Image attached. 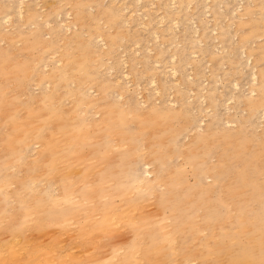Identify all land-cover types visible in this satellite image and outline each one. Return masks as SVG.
I'll return each mask as SVG.
<instances>
[{"label":"bare ground","instance_id":"bare-ground-1","mask_svg":"<svg viewBox=\"0 0 264 264\" xmlns=\"http://www.w3.org/2000/svg\"><path fill=\"white\" fill-rule=\"evenodd\" d=\"M158 2L159 21L152 13H136L148 6L151 10L154 0H52L44 15L31 2L0 0V40L8 42L0 47V264L264 262V129H254L259 113L264 117V0H241V5L233 0ZM66 4L74 15L69 24L61 17ZM240 7L243 11L236 13ZM207 12L215 20L217 34L203 17ZM239 14L248 18L237 20ZM225 17L231 18L234 30L223 23ZM51 21L44 33L42 25ZM189 21L196 23V38ZM3 23L10 24L13 32L5 33ZM24 24L35 28L28 32ZM142 25L148 36L141 33ZM175 25L184 27L182 43L168 53L152 35L172 45L177 36L168 34ZM72 26L78 30L68 36ZM257 38L261 41L253 47ZM215 39L228 53L215 52ZM197 42L202 45L197 47ZM134 44H143L154 54H141L140 71L131 56L128 75L135 84L143 77L155 85L157 81L163 100L146 112L129 92L127 107L117 104L112 94L126 92L125 85L119 83L120 75L114 80L106 75L107 71L122 75L121 66L128 62L123 63L119 49ZM196 48L202 57L193 59ZM55 54L50 65L48 57ZM203 57L212 63L213 80H220L221 65H229L223 73L226 90L230 82L238 87L252 83L250 91L258 95H236L235 105H245L248 115L235 118L240 122L235 130L215 131L207 123L183 148L181 137L188 129L194 132L204 118L186 102L193 84L200 92L198 99L204 98L202 104L206 100L214 110L211 120L222 121L214 89L203 90L202 81L207 79ZM170 59L173 63L168 64ZM167 68L180 88L165 81ZM33 83L41 86L38 94L31 90ZM91 88L99 98L90 94ZM172 88L177 109L167 103L172 101L174 91L166 98ZM228 95L223 101L232 97ZM147 98L151 101L152 95ZM67 100L73 105L69 109ZM93 107L101 112L97 120L89 116ZM244 121L251 122L249 138ZM116 143L125 147L116 150ZM37 147L42 151L35 157ZM180 156L191 166L192 184L176 165ZM150 172L165 191L149 183ZM207 177L216 182L207 183ZM152 197L158 217L150 210ZM121 229L130 230L129 241L115 240ZM203 230L210 234L202 236Z\"/></svg>","mask_w":264,"mask_h":264},{"label":"rangeland","instance_id":"rangeland-1","mask_svg":"<svg viewBox=\"0 0 264 264\" xmlns=\"http://www.w3.org/2000/svg\"><path fill=\"white\" fill-rule=\"evenodd\" d=\"M24 1V3L26 4L27 2H31L32 4H34V5H36V7H37V9H38V11H39V13L41 14V15H44V13H46V11L48 10V3L49 2H51L52 0H23ZM159 0H154V3H153V5L151 4V6H150V8H151V10H149V6L146 8H143L144 10H139V11H137L136 13L137 14H139V15H141L142 13H152L154 16H156V20H160L159 19V16H160V13H161V11H159V9H158V2ZM218 2H220L221 0H217ZM41 4H40V3ZM205 2H207V3H209L210 2V4H211V2H212V0H209V1H207V0H205ZM204 2V3H205ZM206 3V4H207ZM233 3L234 4H238V5H241V0H233ZM38 4H39V8H38ZM47 5V6H46ZM67 6H66V8H65V13L61 16L62 18H63V21L65 22V24H69L70 23V21H72V19H73V11H72V9H71V6L69 5V4H66ZM153 6V7H152ZM46 8V9H41V8ZM70 9V10H69ZM93 9V10H92ZM171 9H173V6H171ZM191 10L189 11V9L187 10L188 12H191L192 11V6H191V8H190ZM69 10V11H68ZM263 10H264V8H263ZM71 11V12H70ZM88 11H90V12H95V8H93V7H91V9H90V7L88 8ZM159 11V12H158ZM208 11H209V8H208ZM243 11V8L242 7H240V9L239 8H236V13H240V12H242ZM44 12V13H43ZM68 12H69V14H68ZM139 12H141V13H139ZM155 13H157V14H155ZM209 13V15H206V14H208ZM66 14H67V16H66ZM158 14H159V16H158ZM206 14H204V18L205 19H207L208 21H209V25H211L212 27H213V30L214 31H216V34H217V29H215V20H213L212 18V14L210 13V12H207ZM65 15V16H64ZM145 15V17L146 18H144V17H142L143 18V20L144 21H146L147 20V18H148V15H146V14H144ZM68 16H70V17H68ZM246 15H242V14H239L238 16H237V20H246L248 17L246 16ZM40 19H38V20H40V22H42L43 21V16H40L39 17ZM72 18V19H71ZM68 19H69V21H68ZM225 19H227V20H225ZM225 20V21H224ZM224 20H223V23L225 24V25H228V27L231 29V27H232V30H234V28L236 27L235 26V24L234 25H232L233 23H232V20H231V18L230 17H225L224 18ZM49 23V22H48ZM48 23H44L43 25H42V28H43V31H44V33L45 32H47L48 31V29L52 26V24H53V22L51 21L50 23H49V25H48ZM52 23V24H51ZM6 24H8V23H6ZM5 23H3V30L5 31V33H12L13 32V28H12V26L10 25V24H8V25H6ZM48 26H47V25ZM163 23H161L160 24V26L162 25ZM188 24H189V26L190 27H192V29H193V32H192V34H193V36H194V38H196L197 37V34H196V36H195V26H196V23H194V25H192V21H189L188 22ZM7 26H9L8 28H5V27H7ZM47 26V27H46ZM158 26H159V23H158ZM176 26V25H175ZM176 27H178V29L179 30H177L176 29ZM176 27H174L173 28V30L171 31V33L170 34H168L169 36H177V38L175 39V42H174V44L172 43V45L170 44L169 45V43H167V42H165V39L163 38V37H157V39L158 40H156V38L154 37V35H152V40L153 41H156V42H159L160 43V46L162 47V45H163V48H165L167 51H168V53H171L172 51H173V49L174 48H176V47H180L181 46V44H179V43H182L181 41H182V37H183V33L184 32H182L181 33V31L183 30L184 31V27L182 26V25H178V26H176ZM181 27V28H180ZM24 30H26V31H28V32H30V31H32V29H34L35 28V26L33 25V26H31V25H27V24H24V26L22 27ZM140 29H141V33L145 36V34L148 36V28H144V26L142 25L141 27H139ZM217 28V27H216ZM12 29V30H11ZM69 30V32H67V35L68 36H70V35H72V33L74 32V31H76V30H78V27L76 26V28H75V26H72L70 29H68ZM214 31H212V34L215 36L216 34L215 33H213ZM48 34H45L44 36H46V37H48L47 36ZM146 36V37H147ZM235 39H236V41H237V35L234 37L233 36V41H235ZM4 40V41H3ZM1 39L0 41V47H4V45L6 44V46L8 45V42L5 40V39ZM235 41V42H236ZM261 41V38H257V39H255V42H253L252 43V46L254 47V46H256L259 42ZM165 42V43H164ZM234 42V43H235ZM161 43H163L162 45H161ZM214 43L216 44V46L214 47V50H215V52L217 53V54H225V53H228V49L226 48L225 49V47L221 44V43H218V40H214ZM16 44H18V45H21V42H16ZM178 44V45H177ZM218 44V45H217ZM219 44H220V46H219ZM147 45L149 46V47H151L152 46V43L151 42H149V43H147ZM151 45V46H150ZM196 45H197V47H199V46H201L202 44H200L199 42H197L196 43ZM132 46V45H131ZM131 46H129L126 50L123 48V47H120V51H122V54H121V60H123L124 61V59L126 60V61H124L123 63H127V64H122V66H121V71H123L122 72V75H121V73H115L114 71H107L106 72V75L111 79V80H114L115 79V77H116V75H120V80L121 81H119V83H121L123 86H124V91H126V92H124V93H121L120 91H115L113 94H112V98L114 99V101L117 103V104H119V105H121V106H123V107H127V99H128V93L127 92H129L132 96H133V100H134V102H135V104L137 105V107L141 110V111H143V112H146L147 110H148V108L151 106V105H153V106H161V103H162V99H161V96H159L160 94V91L158 90V89H156L157 88V84H158V82L156 81V85H155V83L154 82H150V80L148 79L147 80V77H143V78H141V80L137 83V84H135L131 79L133 78V77H131L132 75H128V73H129V67H130V62H129V58L132 56V57H134L135 59H136V62H135V65H136V68L138 67L139 69V71L140 70H142L143 68H142V64H141V62H140V58L142 57V55H143V53L145 54V51L149 54V55H153L154 54V50H151V49H149V47H147V48H145V46L142 44V45H133V47L135 46L136 48L135 49H133V47H131ZM142 46V47H141ZM170 46V48H169V50H168V47ZM130 47H131V50H130ZM139 47V48H138ZM217 50H216V49ZM106 48L104 47L103 48V50L102 51H104ZM225 51H224V50ZM124 50V51H123ZM139 50V51H138ZM149 50V51H148ZM196 50V55L194 54V53H192V54H194V56L191 54V58H193V59H198V58H201L202 56H201V54L198 52V48H196L195 49ZM153 51V52H152ZM126 52H127V54H126ZM136 52L138 53V54H136ZM150 52V53H149ZM151 52H152V54H151ZM142 54V55H141ZM136 55V56H135ZM58 55L57 54H55V56L54 55H51V56H49L48 57V62L50 63V65L52 64V60H54V58H56ZM125 56V57H124ZM243 56H245V55H243L242 54V57ZM206 58H208V57H203V68H204V71H205V73H206V75H207V82H206V80L205 81H202V86L204 87V91H206V87H207V89L208 90H210V89H214V91H215V93H216V95L218 96V98H217V100H218V102L220 103V105H219V107L217 108V112L221 115V118H222V121L221 122H216V121H212L211 119H212V116H213V113H214V110L209 106V104L206 102V100H205V103H203L202 104V102L204 101V98H199L198 99V97L197 96H199L200 95V92L196 89V87H197V85L196 84H193L192 86H191V89H189V91L190 90H193V94H191V92H187V95H188V98L186 99V102L190 105V107H191V111L193 112V113H195V112H197L196 114H197V116L198 117H200V119L201 118H203V123L200 121V126H201V129H200V126H198V128H196V130L194 131V132H192V130L191 129H188L186 132H185V134L181 137V144H182V146H183V148H187V147H189V144H190V141H191V139H192V137L196 134V133H198V132H202L206 127H207V125L208 124H210V128L211 129H213V130H215V131H218L219 129H225V130H229V131H233V130H235L237 127H238V125H239V121L237 120V119H235V118H237V117H245V116H247L248 115V110L246 109V107H245V105H243V104H241V105H239V106H236L235 105V97H236V95H243V96H247V97H252V98H254V97H256L257 95H258V93H256L255 91H250V85L252 84V83H249V84H247V87H245V85L243 86V87H241L242 85H240L239 87L238 86H236V85H234L232 82H230L229 83V86H228V89L226 90V86L224 85V80H223V73L224 72H228L229 71V65L228 64H224L225 65V67L223 66V65H221L220 66V75H219V79L220 80H218V77H216L215 78V80H213L212 78H211V72H210V66H211V62L210 61H208ZM128 60V61H127ZM172 59H170V61H168V64H171V63H173V61H171ZM137 61H139V62H137ZM204 61H205V64H204ZM58 63V62H57ZM56 63V64H57ZM251 63V61H249L248 62V65ZM139 64V66H137ZM154 67H157L158 66V64L156 63H153L152 64ZM206 65V66H205ZM208 65V66H207ZM57 66H60V62L57 64ZM124 67H126V68H124ZM50 68V66H47V67H44V70L43 71H46V70H48ZM102 69H104V67L102 68ZM123 69H125V70H123ZM207 69V70H206ZM192 70H190L189 72L191 73L190 75H189V80H193V78H194V74H193V71L191 72ZM110 74H109V73ZM167 73L165 74V81L167 82V83H169V84H171V85H173L174 87H178V88H180L181 86L179 85V84H176V77H174V79H173V77H172V75H171V71H169L168 70V68H167V71H166ZM208 72V73H207ZM125 73H126V76L127 77H129V78H127V77H125ZM169 73V74H168ZM124 74V75H123ZM115 76V77H114ZM191 77V78H190ZM167 78H168V80H167ZM127 79V80H126ZM143 79V80H142ZM118 80H119V78H118ZM175 80V81H174ZM129 81L131 82V83H129ZM172 81H174V82H172ZM143 82H145V84H143ZM205 82V83H204ZM149 83V84H148ZM151 83V84H150ZM175 83V84H174ZM218 84V85H217ZM33 86L31 87V90H32V92H33V94H38L39 93V91H40V88H41V86H40V84H38V83H33L32 84ZM35 85H38V86H36L35 87ZM140 86L139 88H138V86ZM143 85V86H142ZM146 87H145V86ZM153 85H155L154 87H153ZM74 86V84L72 85L71 84V87H73ZM218 86V87H217ZM236 88H235V87ZM35 87V88H34ZM130 90H129V89ZM136 88L138 89V90H136ZM155 88V89H154ZM224 88V89H223ZM241 88V89H240ZM246 88H248V89H246ZM92 90H89V92H90V94H92L93 96H95L96 98H99V95H98V92H97V90L96 89H94V88H91ZM219 89H221V90H219ZM37 90V91H36ZM158 90V91H157ZM172 90V91H171ZM169 89L168 91H167V97L166 98H170V95H172L171 94V92H173L174 91V95L173 96H171L172 98H170V99H172V101L170 102H168L167 101V103H168V105L169 106H171V107H173V109H177L178 107H179V103L175 100V96L177 95L176 94V92H175V89L174 88H172V89ZM226 90V91H225ZM233 90H234V92H233ZM236 90V91H235ZM92 91V92H91ZM95 91H96V93H95ZM204 91H201V92H204ZM241 91V92H240ZM245 91V92H244ZM246 91H248V92H246ZM142 92V93H141ZM157 92V93H156ZM229 92V93H228ZM234 93V94H232V93ZM253 94H252V93ZM255 92V93H254ZM122 94L121 96H120V94ZM141 93V94H140ZM197 93H199V94H197ZM140 94V96H137V95H139ZM148 94H151L152 95V100L151 101H149L148 100V98H147V95ZM154 94V95H153ZM159 94V95H158ZM227 94H229L228 96L230 97L231 95H232V97L231 98H228V99H226L225 101H223V96H224V98L227 96ZM156 95V96H155ZM121 98H120V97ZM159 96V97H158ZM141 97L143 98L142 100H141ZM189 97H190V99H191V97H192V99L193 100H189ZM21 98L22 99H26V98H28V97H26V96H21ZM145 98V99H144ZM123 99V100H122ZM201 99H203V101L201 100ZM229 99H231L230 101H228ZM232 99H233V101H232ZM158 100V101H157ZM153 101V103H151ZM176 101V102H175ZM228 101V102H227ZM72 101H70V100H67V102L65 101V106L69 109V108H71L73 105H72V103H71ZM174 102L177 104H175L174 105ZM141 103H144V105H141ZM207 103V104H206ZM227 105H226V104ZM222 104V105H221ZM194 106H195V108H194ZM177 107V108H176ZM199 107V108H198ZM209 108V109H208ZM231 108H232V111H231ZM193 109H194V111H193ZM206 109V110H205ZM219 109V110H218ZM233 109H234V111H233ZM92 110V111H91ZM91 110H90V114H89V116L92 118V119H94V120H97V119H99L100 118V116H101V112L100 111H98V109L96 108V107H93V108H91ZM244 110V112H242ZM199 111V112H198ZM211 111V112H210ZM223 111V112H222ZM99 112V113H98ZM98 113V114H97ZM84 114V113H83ZM130 114V115H129ZM204 114V115H203ZM236 114V115H235ZM262 115V112L261 113H259V115H258V118H257V121H255V123H254V129L257 131V132H261L263 129H264V117H262L261 116ZM263 116H264V114H263ZM128 117L129 118H131V117H133V113H131V112H128ZM262 118V119H261ZM202 120V119H201ZM226 120H227V124H226ZM202 123V124H201ZM208 123V124H207ZM231 123V124H230ZM235 124V125H233V124ZM91 125H89L90 127L92 126V123H90ZM243 125H244V130H245V137H248L249 138V136H250V133H251V122L250 121H244V123H243ZM222 126V127H221ZM249 127V128H248ZM185 136H186V138H185ZM218 136H219V134H218ZM188 141V142H187ZM143 144H144V146H146V144H147V141H143ZM118 145V146H117ZM188 145V146H187ZM117 146V147H116ZM122 147H125V146H122V145H119V144H115L114 145V149H116V150H118V149H120V148H122ZM144 150H146V147L143 149V151ZM37 153L34 155L35 157H38V153H41V151H42V148H40V147H37ZM176 162H177V166L182 170V171H184V173H185V177H186V181H187V183L188 184H192L193 183V176H192V173H191V166H190V164L189 163H187L186 162V160L183 158V157H177V159H176ZM211 162H217V160H216V158H211ZM149 169H151V166H147ZM152 173V174H151ZM150 174L151 175H148L147 174V178H148V180H149V183L151 184V185H153V186H155L156 188H157V190L158 191H161V192H163V191H165V189H166V186L165 185H163V184H161V183H159L158 182V180H157V178H156V175L153 173V172H150ZM154 176V177H153ZM152 177V178H151ZM208 179V180H207ZM153 181V182H152ZM205 181L207 182V183H215L216 181L212 178V177H207L206 179H205ZM54 186V185H53ZM53 188H55V186L53 187ZM153 198L155 199V197H152L151 199H150V201H149V203H150V210H151V212L152 213H154L157 217H158V215H157V212H158V209H157V205H156V203H157V201H156V199L155 200H153ZM151 205H152V207L153 208H151ZM155 207H154V206ZM264 205V204H263ZM160 216V215H159ZM135 221H137V220H135ZM168 222H170V221H168ZM125 231V232H124ZM206 232H204V230L201 232V235L202 236H208L209 234H210V231L209 230H205ZM129 234H131L130 233V230H127V229H121V233L120 234H118L116 237H115V240H123V241H129L130 239H131V237L132 236H130ZM43 238H44V236H43ZM128 238V239H127ZM126 241V242H127ZM108 247V248H107ZM106 247V249H105V255L107 256V254L109 253V246H107ZM108 249V250H107ZM109 255V254H108ZM193 260V261H192ZM192 262V263H191ZM188 263H190V264H199V261L198 260H196L195 262H194V259H190L189 261H188Z\"/></svg>","mask_w":264,"mask_h":264},{"label":"snow or ice","instance_id":"snow-or-ice-1","mask_svg":"<svg viewBox=\"0 0 264 264\" xmlns=\"http://www.w3.org/2000/svg\"><path fill=\"white\" fill-rule=\"evenodd\" d=\"M262 264H264V262H262Z\"/></svg>","mask_w":264,"mask_h":264}]
</instances>
